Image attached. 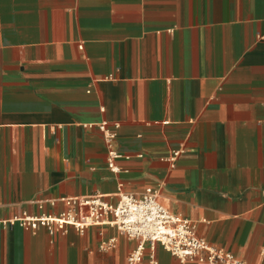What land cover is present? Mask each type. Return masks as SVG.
Listing matches in <instances>:
<instances>
[{"label":"crops","instance_id":"obj_1","mask_svg":"<svg viewBox=\"0 0 264 264\" xmlns=\"http://www.w3.org/2000/svg\"><path fill=\"white\" fill-rule=\"evenodd\" d=\"M120 184L264 264V0H0V264H126L116 226L21 222Z\"/></svg>","mask_w":264,"mask_h":264},{"label":"built area","instance_id":"obj_2","mask_svg":"<svg viewBox=\"0 0 264 264\" xmlns=\"http://www.w3.org/2000/svg\"><path fill=\"white\" fill-rule=\"evenodd\" d=\"M96 126L103 132L106 141L108 167L120 173L123 169L117 161L130 156H124L115 147L119 125L115 124V129L108 128L106 122ZM159 196L160 190L156 188L149 187L141 196H136L125 192L120 184L114 202L106 200L101 194L69 198L66 200L68 208L60 214L25 217L21 222L32 228L38 224L45 226L51 235L58 230L66 231L68 226L84 232L90 225L111 224L127 238L138 242L128 254L126 264H144L147 243L152 246L161 244L178 258L180 264H248L235 254L209 243L198 233L195 221L168 209ZM146 264H160L153 249Z\"/></svg>","mask_w":264,"mask_h":264}]
</instances>
